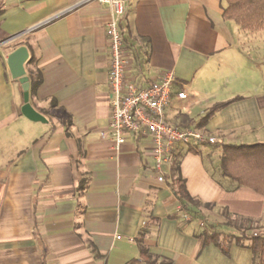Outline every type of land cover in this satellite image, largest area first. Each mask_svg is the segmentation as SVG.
<instances>
[{
  "label": "crops",
  "instance_id": "0c3cea01",
  "mask_svg": "<svg viewBox=\"0 0 264 264\" xmlns=\"http://www.w3.org/2000/svg\"><path fill=\"white\" fill-rule=\"evenodd\" d=\"M80 1L0 0V264H125L142 249L172 264H253L249 250L232 244L225 256L195 236V222L177 217L175 162L188 195L207 205L208 224L235 232L226 213L252 220L250 234L264 230V197L230 190L205 146H177L158 182L146 137L127 135L118 150L100 139L110 10ZM225 7L130 0L119 23L124 79L144 86L173 72L165 114L174 126L236 99L198 130L217 143L264 144V30H241L223 19ZM19 47L31 58L25 71L41 79L29 103L46 123L20 112L21 85L7 67Z\"/></svg>",
  "mask_w": 264,
  "mask_h": 264
},
{
  "label": "built area",
  "instance_id": "2783aa9c",
  "mask_svg": "<svg viewBox=\"0 0 264 264\" xmlns=\"http://www.w3.org/2000/svg\"><path fill=\"white\" fill-rule=\"evenodd\" d=\"M130 0H81L78 5L98 2L108 6L109 20L106 24L108 38V116L107 126L100 133L102 141L110 142L118 150L126 136H144L150 141V153L158 172L157 181H164L163 166L177 146L201 147L217 143L214 136L194 128H179L166 119V108L173 94L174 74L164 72L157 81L138 86L124 79L123 42L119 30L120 20ZM178 100L186 99L183 91L176 93ZM177 217L185 223L195 222L204 228L208 220L194 217L179 204ZM256 236V233H253Z\"/></svg>",
  "mask_w": 264,
  "mask_h": 264
},
{
  "label": "trees",
  "instance_id": "16d2710c",
  "mask_svg": "<svg viewBox=\"0 0 264 264\" xmlns=\"http://www.w3.org/2000/svg\"><path fill=\"white\" fill-rule=\"evenodd\" d=\"M224 1L226 7L223 10V19L234 22L243 31L264 30V0ZM30 62L31 58L29 57L24 68ZM25 75L29 82L30 101L35 89L41 83V79L39 76L31 79L26 71ZM234 100L217 103L205 111L196 122L187 120L185 125H177V127L201 129L215 113ZM205 147L207 148L208 159L214 158L216 160L214 172L219 178L226 179L230 183V190L244 187L264 197V144L245 145L219 142ZM169 178L171 179L170 189L178 203L184 206L194 217H203L200 209L207 208V205H203L188 195L184 181L178 174V162L171 165ZM224 216L226 226L236 229L235 232L220 230L217 226L209 223L202 229L197 226L195 236L204 244L215 245L225 256L228 255L232 244L245 248L251 252L253 264H264V235L256 234L254 236L249 233L253 221L243 217H233L226 213ZM183 224L186 223L183 222ZM239 228H242V231H238ZM125 264L172 263L164 259L153 258L142 249L139 259L130 260Z\"/></svg>",
  "mask_w": 264,
  "mask_h": 264
},
{
  "label": "water",
  "instance_id": "95a60500",
  "mask_svg": "<svg viewBox=\"0 0 264 264\" xmlns=\"http://www.w3.org/2000/svg\"><path fill=\"white\" fill-rule=\"evenodd\" d=\"M28 59V51L25 47H19L11 52L7 57V67L13 79L18 80L22 89L23 105L21 114L34 122L46 123V119L33 109L29 103V82L25 75L24 64Z\"/></svg>",
  "mask_w": 264,
  "mask_h": 264
},
{
  "label": "rangeland",
  "instance_id": "374dc122",
  "mask_svg": "<svg viewBox=\"0 0 264 264\" xmlns=\"http://www.w3.org/2000/svg\"><path fill=\"white\" fill-rule=\"evenodd\" d=\"M251 234H253V233H251ZM259 234L264 235V230H261V232Z\"/></svg>",
  "mask_w": 264,
  "mask_h": 264
}]
</instances>
